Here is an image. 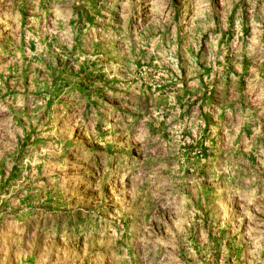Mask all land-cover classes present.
<instances>
[{"label": "rangeland", "instance_id": "374dc122", "mask_svg": "<svg viewBox=\"0 0 264 264\" xmlns=\"http://www.w3.org/2000/svg\"><path fill=\"white\" fill-rule=\"evenodd\" d=\"M258 64L264 0H0V264H264Z\"/></svg>", "mask_w": 264, "mask_h": 264}, {"label": "crops", "instance_id": "0c3cea01", "mask_svg": "<svg viewBox=\"0 0 264 264\" xmlns=\"http://www.w3.org/2000/svg\"><path fill=\"white\" fill-rule=\"evenodd\" d=\"M249 69V67L247 68ZM246 69V70H247ZM256 72L254 74V78H252L251 80L248 81V83H246V85L244 84V86L251 87L250 89V97H251V102H256L258 104H260L259 107V111H263L264 110V64H258L255 68ZM245 70V71H246ZM232 86H229L230 89H237L236 92L237 94H240L243 90H239V88H236V86H238L236 84V82L231 83ZM224 89H228V85L224 86ZM241 88L243 87V85L240 86ZM238 96V95H237ZM5 226V233L0 235V241H4L5 245H7V241H9L8 239L13 240V236L12 235H8L7 231L9 229L12 230L13 228V223H7L4 225ZM4 242H2L4 244Z\"/></svg>", "mask_w": 264, "mask_h": 264}]
</instances>
